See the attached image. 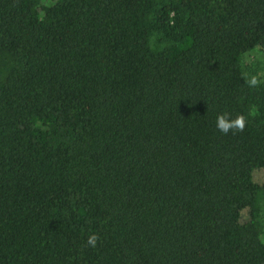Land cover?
Returning a JSON list of instances; mask_svg holds the SVG:
<instances>
[{"label": "trees", "instance_id": "1", "mask_svg": "<svg viewBox=\"0 0 264 264\" xmlns=\"http://www.w3.org/2000/svg\"><path fill=\"white\" fill-rule=\"evenodd\" d=\"M262 170L264 0H0V264H264Z\"/></svg>", "mask_w": 264, "mask_h": 264}, {"label": "clouds", "instance_id": "2", "mask_svg": "<svg viewBox=\"0 0 264 264\" xmlns=\"http://www.w3.org/2000/svg\"><path fill=\"white\" fill-rule=\"evenodd\" d=\"M260 83L257 77L253 76L247 81L249 87H255ZM246 117L243 114H238L235 118H231L229 112H224L217 117L216 125L219 131L223 134H228L230 131L233 133L242 132L246 127ZM99 236L97 234H92L88 237L87 243L95 247Z\"/></svg>", "mask_w": 264, "mask_h": 264}, {"label": "rangeland", "instance_id": "3", "mask_svg": "<svg viewBox=\"0 0 264 264\" xmlns=\"http://www.w3.org/2000/svg\"><path fill=\"white\" fill-rule=\"evenodd\" d=\"M256 178L259 181H264V170L256 173ZM248 217V215H244V218Z\"/></svg>", "mask_w": 264, "mask_h": 264}]
</instances>
